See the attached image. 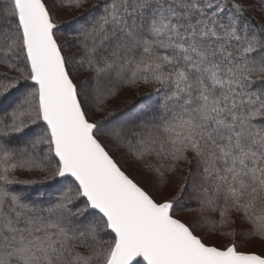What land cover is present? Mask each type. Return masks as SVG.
Masks as SVG:
<instances>
[{"label": "snow or ice", "instance_id": "1", "mask_svg": "<svg viewBox=\"0 0 264 264\" xmlns=\"http://www.w3.org/2000/svg\"><path fill=\"white\" fill-rule=\"evenodd\" d=\"M0 264H264V0H0Z\"/></svg>", "mask_w": 264, "mask_h": 264}, {"label": "trees", "instance_id": "2", "mask_svg": "<svg viewBox=\"0 0 264 264\" xmlns=\"http://www.w3.org/2000/svg\"><path fill=\"white\" fill-rule=\"evenodd\" d=\"M98 0H93V3H97ZM76 15L75 13H61L60 19L63 22H67L72 20L73 16Z\"/></svg>", "mask_w": 264, "mask_h": 264}, {"label": "rangeland", "instance_id": "3", "mask_svg": "<svg viewBox=\"0 0 264 264\" xmlns=\"http://www.w3.org/2000/svg\"><path fill=\"white\" fill-rule=\"evenodd\" d=\"M187 218V217H186Z\"/></svg>", "mask_w": 264, "mask_h": 264}]
</instances>
